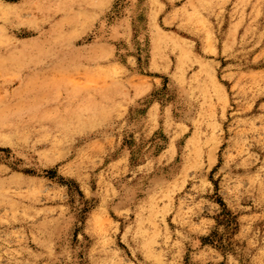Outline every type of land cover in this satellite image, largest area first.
Wrapping results in <instances>:
<instances>
[{
    "label": "rangeland",
    "instance_id": "374dc122",
    "mask_svg": "<svg viewBox=\"0 0 264 264\" xmlns=\"http://www.w3.org/2000/svg\"><path fill=\"white\" fill-rule=\"evenodd\" d=\"M0 264H264V0H0Z\"/></svg>",
    "mask_w": 264,
    "mask_h": 264
}]
</instances>
